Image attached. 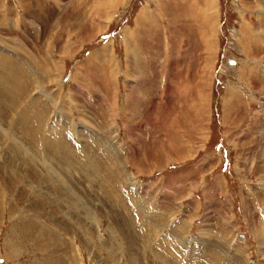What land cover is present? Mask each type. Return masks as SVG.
<instances>
[{
  "label": "rangeland",
  "instance_id": "374dc122",
  "mask_svg": "<svg viewBox=\"0 0 264 264\" xmlns=\"http://www.w3.org/2000/svg\"><path fill=\"white\" fill-rule=\"evenodd\" d=\"M0 264H264V0H0Z\"/></svg>",
  "mask_w": 264,
  "mask_h": 264
},
{
  "label": "bare ground",
  "instance_id": "6f19581e",
  "mask_svg": "<svg viewBox=\"0 0 264 264\" xmlns=\"http://www.w3.org/2000/svg\"><path fill=\"white\" fill-rule=\"evenodd\" d=\"M19 120H20V119H19ZM19 120H18V121H19ZM28 160H29V159H28ZM28 160H27V161H28ZM28 162H29V161H28ZM28 162H27V163H28ZM9 240H10V239H9ZM8 243H9V241H8ZM10 244H12V243L10 242ZM6 245H7V244H6ZM10 246H11V245H10ZM10 246H9V247H10ZM12 249H13V248H12ZM63 250H64V249H63Z\"/></svg>",
  "mask_w": 264,
  "mask_h": 264
}]
</instances>
